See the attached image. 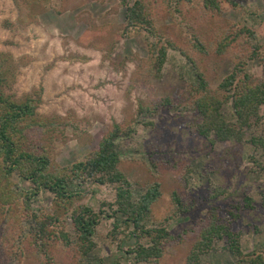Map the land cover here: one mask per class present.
Here are the masks:
<instances>
[{"label": "rangeland", "instance_id": "374dc122", "mask_svg": "<svg viewBox=\"0 0 264 264\" xmlns=\"http://www.w3.org/2000/svg\"><path fill=\"white\" fill-rule=\"evenodd\" d=\"M261 8V0H245L215 14V19L201 20L199 31L227 19L251 28L250 41L264 46ZM31 10L35 18L21 22L12 0H0V52L11 57L4 90L18 99L38 97L36 111L59 121L57 128L63 129L56 131L49 143L55 162L61 165L82 158L113 122L130 124L129 134L115 139L118 167L135 192L152 179L159 182L150 219L166 215L172 190L194 201L189 211L165 221L173 238L164 245L160 264H183L194 237L188 230L209 206L223 215L226 208L237 205L234 210L238 215L230 226L241 231L240 247L244 251L258 249L264 259V156L246 141L251 134L264 133V104L259 106L260 119L239 141L199 135L195 130L199 117L192 109L159 106L153 113H137L138 102L164 95L175 98L192 79L190 64L176 49L167 47L157 74L146 71L148 42L154 38L143 30L121 33L123 6L118 0H50ZM155 21L158 30L167 31L177 41L188 35L180 15L171 7L157 14ZM230 64L211 51L203 57L210 86H215ZM246 68L264 75V67L256 59L247 61ZM65 119L74 127L63 125ZM84 188L74 203H86L97 210L101 200L113 198L109 184L86 182ZM244 196L251 198V207L243 204ZM50 204V193L40 190L30 205L48 210ZM63 218L68 228V214ZM28 225L27 220L23 222L24 231ZM125 231L112 230L110 219L101 217L92 235L95 246L83 263L117 260L120 264H147L125 252L133 240ZM221 246L218 240L213 249L201 254V263L233 264ZM63 249L54 248L55 264H78L72 251ZM25 250L23 255H6V264H36L31 249L26 246Z\"/></svg>", "mask_w": 264, "mask_h": 264}, {"label": "trees", "instance_id": "16d2710c", "mask_svg": "<svg viewBox=\"0 0 264 264\" xmlns=\"http://www.w3.org/2000/svg\"><path fill=\"white\" fill-rule=\"evenodd\" d=\"M49 1L12 0L21 22L34 19L31 8ZM118 1L123 6L121 33L143 30L154 38L148 42L147 62L144 59L143 66L146 71L157 74L167 47L176 49L192 69V79L180 95L138 102L136 112L153 113L159 106L192 109L199 117L195 124L199 135L216 140H241L249 126L260 119L259 106L264 104V75L257 76L246 68L247 61L253 59L264 67V46L250 41L253 30L245 24L219 19L202 32L199 25L201 20L215 19V14L236 8L245 0ZM170 7L178 12L188 34L180 41L156 26L157 14ZM261 7L264 13V0ZM260 24L264 26V20ZM210 51L231 63L213 87L202 67V59ZM10 71V54L0 52V264H6V255H23L26 246L31 249L36 264H55L54 248L71 250L76 262L84 264L95 246L92 235L101 217L110 219L112 230L126 229L125 235L133 240L125 252L131 253L135 261L160 264L164 245L173 238L165 221L189 211L194 206L192 198L172 190L166 215L150 219L152 204L160 192L159 182L152 179L135 192L118 167L120 158L115 139L125 138L132 129L130 124L113 122L82 158L61 165L56 163L49 143L53 134L63 128H57L58 120L36 111L38 97L26 95L18 99L5 92ZM64 121L63 125L74 127L71 120ZM246 141L264 156V133L251 134ZM17 180L26 186L18 185ZM86 182L111 185L112 200H101L97 210L86 203H74L86 191ZM40 190L51 195L48 210L30 205ZM243 200L245 206H252L249 196ZM234 208L237 205L226 208L221 215L215 206H209L194 222L188 230L193 231L194 237L183 264H203L200 255L213 249L218 240L233 264H264L260 250L244 251L240 247L241 231L230 226L238 215ZM65 214L70 218L68 228L62 219ZM26 220L29 225L24 231L22 224ZM108 264L120 263L112 260Z\"/></svg>", "mask_w": 264, "mask_h": 264}]
</instances>
